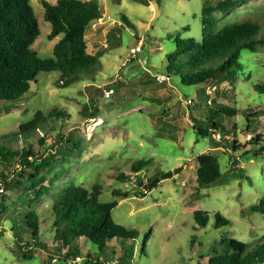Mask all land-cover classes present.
<instances>
[{
	"label": "rangeland",
	"instance_id": "rangeland-1",
	"mask_svg": "<svg viewBox=\"0 0 264 264\" xmlns=\"http://www.w3.org/2000/svg\"><path fill=\"white\" fill-rule=\"evenodd\" d=\"M98 1L103 23L92 25L86 36L89 54L104 53L95 81L60 88V73H41L18 101H0V136L14 141L13 134L38 112L45 117L55 111L64 114L62 120L49 119V126L41 129L49 136L47 145L59 135L74 148L73 157H69L72 152L66 156L70 173L34 207L41 220L42 241L47 246L52 244L54 229L45 219L51 217L56 194L72 183L89 190L98 184L102 188L101 203H118L112 212L113 220L138 234L137 240L125 245L129 252L124 259L126 264H209L217 254L231 252L229 242L233 239L247 244L250 251L255 249L264 242V216L252 211L264 199V153H260L264 147V90L257 88L264 86V47L243 50L237 80L217 89L229 90L226 103L238 110L237 116L215 115L210 121L223 130L202 137L193 129L192 114L201 118L198 112L206 105L207 85L185 86L178 75H169L166 67L177 40L201 42L202 10L221 0H148L149 4ZM44 2L55 5L58 0H32L41 29L33 50L42 59L53 57L60 39L49 40L52 28L45 21ZM123 16L134 28L123 22ZM215 17L221 27L234 18H257L253 20L262 23L264 37V0H250L228 15L217 13ZM140 42L144 44L143 50L130 57ZM168 75L171 81L167 79L163 84L155 79ZM112 88L115 94L106 99L105 91ZM189 100L194 101V106ZM85 106L88 109L84 111ZM256 112L258 115H251ZM98 117L104 124L89 139L85 126ZM203 126L208 125L204 122ZM50 128L53 132H49ZM258 134L263 135L262 142H250L251 136ZM219 135L222 142L217 141ZM234 141L241 148L235 150ZM39 142L34 137L35 150L42 151L46 145L42 147ZM206 153L218 158L222 177L212 185L196 189L198 157ZM140 161L150 164L134 173L131 167ZM179 168V174L151 190L140 185ZM119 175L127 179L119 180ZM114 191L127 197L114 196ZM22 192L8 195V203ZM197 211L208 214L206 228L197 224ZM217 214L230 225L217 226ZM2 226L6 234L0 237V264H58L49 260L43 248L32 260H23L15 240L25 238L29 231L16 230L17 237L11 221H2ZM22 228L27 229L25 225ZM119 246L114 242L100 253L90 242L81 243L82 257L91 253L96 258H108L113 252L118 253Z\"/></svg>",
	"mask_w": 264,
	"mask_h": 264
},
{
	"label": "trees",
	"instance_id": "trees-1",
	"mask_svg": "<svg viewBox=\"0 0 264 264\" xmlns=\"http://www.w3.org/2000/svg\"><path fill=\"white\" fill-rule=\"evenodd\" d=\"M131 1L149 4L148 0ZM248 1L250 0H221L214 6L206 5L202 10L201 42L195 39H179L176 41L175 52L168 55L167 72L169 75H178L183 85L206 84L207 87L216 89V97H212L207 94L209 87H206L204 92L207 102L198 112L201 118L192 114L193 129L202 137L210 134L214 136L221 129L218 123L210 121L215 115L237 116L238 110L226 103L230 98L227 94L229 90L220 92L217 89L220 85L231 84L237 80L242 69L239 59L243 50L256 51L264 47L263 25L260 21L253 20L257 18H234L221 27L215 17L217 13L228 15ZM43 7L45 21L52 28L49 40L60 38L54 47L53 57L46 59L40 58L33 50L41 35V29L32 0H0L1 102L18 101L30 91L31 83L36 82L41 73H60L57 85L67 88L83 81H95L96 75L102 69L100 60L104 53L89 54L86 39L89 28L103 17L100 2L58 0L55 5L44 2ZM122 20L134 28L126 16ZM169 75L167 78L171 81ZM257 88L264 90V86ZM191 101L194 106V101ZM87 109L85 106L84 111ZM63 117L64 114L58 111L46 117L38 112L32 121L22 125L13 134L15 141L0 136V182L5 186V194L0 200V237L6 234V229L2 226L4 220L14 224V233L16 230L26 233L29 231L25 238L15 240L18 253L26 261L32 260L37 251L43 248L49 260L58 264H67L77 258H81L83 264H126L124 259L129 256V252L125 245L137 240L138 234L128 231L113 220L112 212L118 203H101L102 188L98 184L89 190L69 183L56 194L52 202L51 217L45 219L54 229L53 241L49 246L42 241L41 220L34 207L52 192V187L70 173L66 168L69 163L66 156L68 152H72L69 154L72 158L74 148H71L70 141L58 134L57 139L52 138V142L47 145L48 134L39 138L37 133L49 126V119L62 120ZM204 122L208 125L205 128ZM51 131L53 132V128L49 129ZM219 136L220 140L217 141L222 142L223 138ZM34 137L40 141V146L46 145V148L42 151L35 150ZM262 140L263 135L258 134L251 136L250 142L259 144ZM237 143H233L235 150L241 148ZM260 153H264V147ZM198 162L196 189H202L221 179V168L215 155L202 154L198 157ZM149 164L150 161H140L133 164L131 169L134 173H139ZM158 177L160 175L154 176L148 184ZM118 179L127 178L119 175ZM19 190L23 191L21 196L8 203V195ZM114 196L127 197L120 191H114ZM252 211L264 216V199L253 206ZM194 216L200 227H207L208 214L197 211ZM216 220L217 226L230 225L220 214L216 215ZM23 225L27 227L26 230L22 228ZM16 236L18 237L17 233ZM88 242L96 246L100 253L114 242L121 246L117 254L113 252L108 258H96L91 253L84 258L81 243L87 245ZM194 243L193 240L192 245ZM229 244L231 252L217 254L210 259L209 264H264V242L251 251L247 244L238 240L233 239Z\"/></svg>",
	"mask_w": 264,
	"mask_h": 264
},
{
	"label": "built area",
	"instance_id": "built-area-1",
	"mask_svg": "<svg viewBox=\"0 0 264 264\" xmlns=\"http://www.w3.org/2000/svg\"><path fill=\"white\" fill-rule=\"evenodd\" d=\"M110 21V18L109 20ZM103 23V18L98 20L95 24H93L94 27H97V24H101ZM143 47H144V44L142 42L139 43L138 47L137 48H134L132 49L131 51V54L132 56L130 57H133V55L139 53L141 50H143ZM128 64V63H127ZM156 81L159 83V84H163L164 82L167 81L168 78H165V77H162V76H157L156 78ZM215 88H208L207 89V94L212 96L214 95L215 93ZM115 94V89H110V90H107L105 91L104 93V97L106 99H110L112 98V96ZM189 104L192 103L191 100L188 101ZM103 120L101 117H98V118H92L88 121L87 125L85 126V130H84V133H85V136L88 137L89 139L94 135V133L97 131V129L101 126H103ZM38 137L39 138H44L45 137V133L42 131V130H38ZM5 194V186L2 182H0V199L3 197V195ZM80 262H82V259L81 258H77L76 260L74 261H69L67 264H79Z\"/></svg>",
	"mask_w": 264,
	"mask_h": 264
},
{
	"label": "water",
	"instance_id": "water-1",
	"mask_svg": "<svg viewBox=\"0 0 264 264\" xmlns=\"http://www.w3.org/2000/svg\"><path fill=\"white\" fill-rule=\"evenodd\" d=\"M181 168L176 169L174 171H170L168 173H164L162 174L160 177L154 179V181H152L150 184L148 185H144L141 183L140 185L143 186V188L145 190H151L153 189L155 186H157V184H159L161 181L163 180H167V179H172L176 174H179L181 172Z\"/></svg>",
	"mask_w": 264,
	"mask_h": 264
},
{
	"label": "crops",
	"instance_id": "crops-1",
	"mask_svg": "<svg viewBox=\"0 0 264 264\" xmlns=\"http://www.w3.org/2000/svg\"><path fill=\"white\" fill-rule=\"evenodd\" d=\"M55 263V262H54Z\"/></svg>",
	"mask_w": 264,
	"mask_h": 264
},
{
	"label": "flooded vegetation",
	"instance_id": "flooded-vegetation-1",
	"mask_svg": "<svg viewBox=\"0 0 264 264\" xmlns=\"http://www.w3.org/2000/svg\"><path fill=\"white\" fill-rule=\"evenodd\" d=\"M144 186V185H143Z\"/></svg>",
	"mask_w": 264,
	"mask_h": 264
}]
</instances>
